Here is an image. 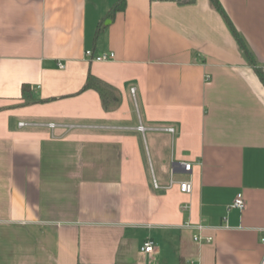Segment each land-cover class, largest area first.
<instances>
[{
  "label": "crops",
  "instance_id": "obj_1",
  "mask_svg": "<svg viewBox=\"0 0 264 264\" xmlns=\"http://www.w3.org/2000/svg\"><path fill=\"white\" fill-rule=\"evenodd\" d=\"M116 1L0 0V264H259L264 0Z\"/></svg>",
  "mask_w": 264,
  "mask_h": 264
},
{
  "label": "trees",
  "instance_id": "obj_2",
  "mask_svg": "<svg viewBox=\"0 0 264 264\" xmlns=\"http://www.w3.org/2000/svg\"><path fill=\"white\" fill-rule=\"evenodd\" d=\"M161 1H173L179 4H187V3H193L195 0H161ZM210 4L221 14L222 17H224L226 23L229 26L230 32L237 41L239 47L244 52L246 58L249 60V62L254 65L255 64V58L248 48L245 40L243 37L239 34V32L235 29V27L232 25L231 21L228 19L227 15L225 14L220 2L218 0H209ZM126 5V0H117L109 9L108 11V17H113L117 12L123 11ZM100 27H98V30ZM255 72L257 73L260 81L264 85V74L260 68H255ZM25 87V86H23ZM92 88L95 89L102 100V104L104 107H107V105L110 102H113L116 100L117 95L115 93L114 88L107 84L106 82L96 78L95 76L88 74L86 82L83 86V89Z\"/></svg>",
  "mask_w": 264,
  "mask_h": 264
},
{
  "label": "built area",
  "instance_id": "obj_3",
  "mask_svg": "<svg viewBox=\"0 0 264 264\" xmlns=\"http://www.w3.org/2000/svg\"><path fill=\"white\" fill-rule=\"evenodd\" d=\"M84 57L88 59H94L96 61H108L114 58V53L113 52H107V53H102L99 55L94 56L93 52L90 49H87L84 51ZM60 67H62V64H59ZM131 91L133 92V88H131ZM20 125H24L23 122L19 123ZM50 127H53V124H49ZM138 130L142 131L144 130V127L142 125H138ZM169 131H173V128H167ZM184 170L186 172H189L191 170V163L189 162H181ZM174 184H177L178 189L180 192L188 194L192 190V181L190 178V174L186 179H181V180H175L172 176H170L169 180L165 184H160L157 179L153 176L152 177V185L155 189H169L171 188ZM229 207L232 208H237L239 210H242L245 207V200L241 192H238L231 203ZM194 227L198 230L196 234L193 235V240L196 242H207L210 243L213 241L212 236H203L201 234L202 230L205 228V225L198 223L194 225ZM263 240V239H262ZM153 241L151 240H146L142 246L140 247V250L143 252H152L153 251ZM259 264H264V254L259 262Z\"/></svg>",
  "mask_w": 264,
  "mask_h": 264
}]
</instances>
